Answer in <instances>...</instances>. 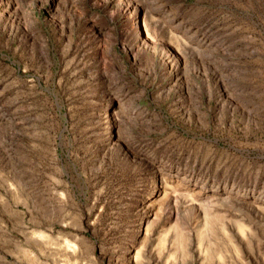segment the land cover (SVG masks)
I'll return each mask as SVG.
<instances>
[{"label":"rangeland","instance_id":"rangeland-1","mask_svg":"<svg viewBox=\"0 0 264 264\" xmlns=\"http://www.w3.org/2000/svg\"><path fill=\"white\" fill-rule=\"evenodd\" d=\"M0 264H264V0H0Z\"/></svg>","mask_w":264,"mask_h":264}]
</instances>
